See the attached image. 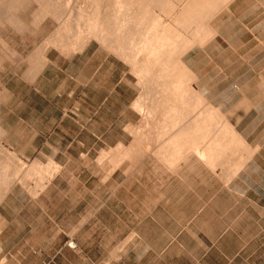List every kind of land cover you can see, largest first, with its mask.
I'll use <instances>...</instances> for the list:
<instances>
[{
  "label": "crops",
  "instance_id": "obj_1",
  "mask_svg": "<svg viewBox=\"0 0 264 264\" xmlns=\"http://www.w3.org/2000/svg\"><path fill=\"white\" fill-rule=\"evenodd\" d=\"M41 1L0 0V94L9 95L14 108L29 110L31 127L29 135L17 130L18 118L8 128L0 102L3 263L264 264V140L235 132L228 121L237 143L213 166L193 154L173 167L155 157L156 166L136 167L139 188L125 177L130 185L118 230L116 198L109 193L102 200L99 185L115 188L116 170L104 177L96 160L132 140L131 67L111 41L88 39L77 50L72 41L60 44L47 5L34 4ZM209 45L198 53L207 54ZM57 110H73L76 117ZM69 125L76 130H65ZM24 143L29 150L22 154ZM24 157L34 160L17 179V159ZM90 159L96 165L88 167ZM38 163L56 169L48 178L34 177ZM107 205L106 232L101 214ZM86 234L92 235L88 243ZM67 239L75 248L64 245Z\"/></svg>",
  "mask_w": 264,
  "mask_h": 264
},
{
  "label": "bare ground",
  "instance_id": "obj_2",
  "mask_svg": "<svg viewBox=\"0 0 264 264\" xmlns=\"http://www.w3.org/2000/svg\"><path fill=\"white\" fill-rule=\"evenodd\" d=\"M232 1L87 0L88 12L77 14L85 17L90 33L87 40L95 39L100 44L111 41L115 53L128 62L138 80L140 92L133 108L143 122L136 133L147 137H138L132 146L138 148L141 157L153 155L173 167L184 159L181 156L193 154L213 166L236 142L223 116L210 107L199 89L193 88L197 85H191L194 75L181 61L185 51L193 46L202 48L217 34L212 20L228 10ZM119 149L118 155L136 161L133 154L129 156L128 148ZM2 170L4 175L6 169Z\"/></svg>",
  "mask_w": 264,
  "mask_h": 264
},
{
  "label": "rangeland",
  "instance_id": "obj_3",
  "mask_svg": "<svg viewBox=\"0 0 264 264\" xmlns=\"http://www.w3.org/2000/svg\"><path fill=\"white\" fill-rule=\"evenodd\" d=\"M46 1H48V5L44 7V2L46 3ZM51 1H41L40 3L42 5H40L39 2L34 4H37L40 8L49 7V14L47 16L51 17L53 29H56L55 32L61 37L60 44H62V42L72 41L74 42L73 47L75 50L79 49L80 44L84 43L90 35L85 28V17L79 18L80 16H78L88 12L87 10H89V8L86 5L87 0ZM72 5L73 7H71ZM229 6L228 10L225 9L212 20L213 25L216 26L217 34L209 41L210 45L207 49V54H199V48L193 46L190 50L182 54L181 61L194 75V82L192 81L191 85H197L192 87L199 89L197 91H207L201 94L204 95L209 101V104L216 108L220 114H224L222 116L226 122L228 121L233 125V130L248 136L250 139L261 141L264 140V0H234ZM78 8L79 10H77ZM68 12L71 14H66ZM72 12L75 13L72 14ZM65 15L68 17L66 19L68 23L63 26V24H59L58 19H61L62 16ZM73 15L77 18H74ZM75 24H79V27L75 28ZM39 38L38 34L35 39L37 41L41 40ZM105 43L106 42H104V44ZM117 56L123 60L121 56ZM137 81L136 76L132 72L133 100L138 97L140 92ZM20 91L22 98H24L26 96V88L22 86ZM0 102L5 105L3 110L5 125H9L8 128H10L18 118L22 119L21 125L16 129L20 130L23 134L29 135L31 128L28 125L30 117L29 110L25 108H14L15 102H13V99H10L9 95L4 96L0 94ZM46 111L51 112L50 110ZM54 112H57L58 115L61 112L63 114L62 116L65 117H76L73 110H57ZM142 120L143 118L140 113L133 108V124L128 127L127 130V132L132 135V140L122 144L117 143L116 146L109 149L103 157L96 160V163H100L101 169H106L107 171L106 174L102 173V176L108 177L109 173L116 170V174L113 176L116 181L115 188L112 187V182H106L105 184L101 183L99 185L102 200L108 197L109 193L116 198V208L118 218L120 219L117 224L118 230H123L124 199L128 185H130V182H125V177H132L133 188H139L137 181L140 179V174H137L139 170H137L138 168L136 167L140 166L142 163L148 166L157 165L155 156L148 155L141 157L138 148L132 146L138 137H147L145 134H143V136H137L136 133V130L143 122ZM64 129L72 133L76 130V127L69 125ZM24 144L25 149L24 147L21 148L22 154H24V151L29 150L28 143ZM119 148H128L129 156L132 157L134 155L135 158H133L136 159V161L132 163L130 157H123L121 153L118 155L119 152H121ZM5 149H7L6 146ZM17 160L20 166L15 177L19 179L21 174H23L25 170L27 171V167L34 159L24 157ZM90 160L91 162H86L88 163V167H91L93 164L96 165L95 162H93L94 159ZM10 169L12 168L10 167ZM55 169L56 168L51 163L48 165L38 163L36 171L33 170L32 173H34V177L40 178L43 176L44 178H48ZM131 171L136 173L132 176ZM111 206H105L104 208L106 210L101 214V226L102 228L105 226L103 231L106 232L108 231L109 209L112 208ZM89 229L91 230L92 228ZM89 236L92 235L86 234L85 236L86 243L91 240ZM104 241H107V237ZM68 242L73 241L67 239L64 245L68 246ZM0 264H4L2 255H0Z\"/></svg>",
  "mask_w": 264,
  "mask_h": 264
},
{
  "label": "built area",
  "instance_id": "obj_4",
  "mask_svg": "<svg viewBox=\"0 0 264 264\" xmlns=\"http://www.w3.org/2000/svg\"><path fill=\"white\" fill-rule=\"evenodd\" d=\"M68 247H70V248H75V244L73 243V242H68Z\"/></svg>",
  "mask_w": 264,
  "mask_h": 264
}]
</instances>
